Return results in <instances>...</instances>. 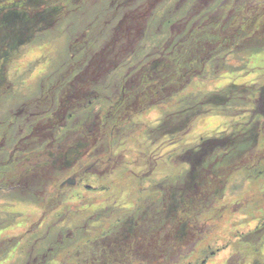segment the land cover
<instances>
[{
  "label": "rangeland",
  "instance_id": "rangeland-1",
  "mask_svg": "<svg viewBox=\"0 0 264 264\" xmlns=\"http://www.w3.org/2000/svg\"><path fill=\"white\" fill-rule=\"evenodd\" d=\"M9 1L10 5L14 4L17 6L16 8L18 11L21 10L26 12L27 16L30 17L32 24L29 25L31 27L30 29L23 30V36L19 33L14 34L13 30L9 29H6L8 35L3 33L0 36V41H3L0 44V77H2V79L0 78V121L9 119L10 110L16 112V108H18L17 112H19L20 110L27 108L28 111L33 112L36 109H42L41 105L43 102H45L44 108L48 113L51 108L57 112L59 111L58 106L56 103H53L52 98L47 101L44 100L43 102L40 98H43V95L49 93L48 90L54 82L57 84L61 82L59 85L61 87L63 101L65 98L73 99L75 97L74 93L79 94L80 92L74 91L73 87L64 85L63 82L67 81L70 83L73 80H77L78 82L79 80L83 82L91 81L92 78L90 77L95 64L90 60L86 67L87 70L84 69L83 72H77L72 68L68 69L67 66L59 70L61 65L58 60L64 58L69 59L70 57V54L64 56V50L68 38L56 34L63 31L67 22L65 17L67 13L66 9H62L63 11H61V13L60 10L56 11L57 19L54 23L52 22V24H50L48 20L42 23L34 19V15L39 11L34 0ZM79 1H82L81 5L82 8L85 9V13H90L89 19H85L87 22L86 26L91 25V31H97V34L90 38V40L94 42H99L103 37L108 38L110 34L109 31H104L102 29L97 30V25L101 21L109 20L111 14L116 15L118 10L127 6L128 1H132V4L138 3V5H140V10L136 11V15L128 13L127 16L130 19L129 21L124 22L121 28L126 34L128 31H132V34H134V32L137 31L138 24H143V19L146 18L147 14L151 11H156L153 15L156 20H161L162 13L166 16L172 14L169 21L175 23L174 19H176L177 14L178 16H183L185 14H187L188 17L195 16L197 15L195 12L201 11L205 8L204 6L210 2V0H198V2H194L195 0L189 2H187L188 0H128L127 2H122V0ZM260 1L264 3V0ZM76 2L77 0H72L68 3L73 4ZM211 2H215L214 5L224 4L223 7L225 10L230 9L234 3L237 5L240 4L241 8H243L245 3L242 0H211ZM55 3L58 4V2ZM24 5H30V7L23 8ZM65 5L60 4L63 8H65ZM81 5L80 2H77L73 6V9L77 10ZM155 5L156 7L154 8ZM191 6L193 8H191ZM129 11L130 9L126 12ZM45 17L46 16H43V18ZM166 19L167 17H165V21ZM196 19L197 24L195 25V28L197 29H199L200 24L204 26L200 28H206L211 22L208 21L206 23L199 20L201 19L200 16ZM51 20L53 21V19ZM112 20L115 22L118 21L119 18H114ZM189 22L190 21L188 20L186 24L188 25ZM186 24L182 23L181 25L177 24L174 26L176 28L179 26L184 28L178 33L179 35L185 34L187 30ZM153 25L157 32L158 26L155 21L153 22ZM77 27L78 26L72 25L70 31L74 33L78 32L79 27ZM162 27H164V29L167 28L168 31L172 29L170 23ZM159 30L161 31V35L159 38H156L157 45L165 43L168 34L167 32L164 34V37H162L163 31L160 28L158 31ZM173 31L174 30H172V32ZM213 31L214 30H212V32ZM152 33H154V31ZM87 34L88 33L84 34L83 38H81L82 42L83 40H88L86 39ZM187 34L189 35V32ZM187 34L185 35L186 37H180L178 39L179 46H186L188 43ZM10 35L11 37H9ZM21 41L22 43L19 44ZM117 48L118 46L116 49ZM245 48H249L251 51L245 50ZM263 50V46L258 47V45H252L250 43L247 46L244 45L243 49L235 50L232 57L230 55V59L225 63V67L227 68L229 66L232 70L229 69L227 71L223 69V71H218L212 78L195 77L191 82L189 80L187 82V78L183 77L184 79L180 80V87L176 91L173 90L171 93H161L163 88L161 89V92L158 93L157 90H154L157 89L156 87H154V89L147 88L145 91H140V94H143L146 97L148 96L152 101L147 103L144 100H141L139 102L141 103L140 107L137 105L138 108L126 117L120 116L114 119L105 116L103 122H107L108 125L115 120H122L121 122L125 124H123L121 128L118 127L119 130L113 131V133L110 132V129L106 128L107 130L104 131L103 134L105 135L106 132L110 133H107L105 137L102 136L99 138L98 136L101 134V130L97 128V132L93 135V139L94 136L95 139L97 138L95 140L96 142L93 144H86V146L82 149L80 148L78 153H74V155L72 153L74 149H72V143H79L83 139V137L79 136L77 133L72 137L68 134L61 135V137L56 135L55 139L44 137V135L41 134L37 140L33 139V134H36V132H34V127L38 123L37 120L39 117L33 122L34 126L28 127L27 131L20 128L19 133L14 132L13 135L9 134L7 137L8 140H6L5 143L0 144V162L3 158L7 160L8 152L12 150L13 146L28 150L32 148L35 152H39L36 154L40 156L44 155V152H48L46 149L51 150L48 148L53 145L51 148L55 147V149H58V153L64 154L58 156L60 159L57 161L58 165L53 167L55 168V174L54 171H52L49 176L44 173L36 176H24L22 174L26 177V182L21 183L19 186L14 185V178L12 177H8L10 180L6 181L4 169L0 166V210L9 214L4 215L0 213V256H3V250H5V255L7 257L6 260L0 257V264H6L5 261L7 260V264H32L34 261H37L34 264H55L54 260L53 262H50L49 259L55 257L57 253L61 256H66L71 252L77 253V249L80 248L78 245L69 247V243L65 242L66 240L64 239L60 242L56 241L59 237H55V239L51 238V233L48 231V228L54 225V223L58 221V218L62 217L69 210L70 217L67 218L68 221L83 225L87 223L89 219L88 216L91 215V217H96L102 214L103 222H108L113 230L119 232L120 230H124V225L130 223V221L128 220V222L124 224L127 220L119 222L117 219H132L137 215L136 210L139 207H146V202H155L159 199L161 203V205L158 203L160 205L159 210H162L161 207L164 208V206H167L170 201L171 191L181 190L184 177L190 171L189 165L186 164L184 160L182 161V159H180V155L183 154V151L188 147L194 146V144H199L204 138H213L217 136L218 133L227 131L231 125L235 124L237 120L240 119L238 118V113H236L237 116L233 117L232 115H229L232 114L230 111L223 112L215 109L211 114L199 116V118L197 117L196 119L193 118L192 121H194V123L190 132L186 135H179V133H174V123H176V120L172 114L176 112L175 110L179 107H186L187 104H194L199 108L203 107L198 105V102H200L203 97L212 94L216 90H222L229 84H246L257 82L259 80L264 81ZM179 53H181V49ZM209 70L212 71L211 67L206 68V75L212 76V72L208 74ZM48 78L50 79L48 82L42 83ZM41 79L42 90L38 87L40 86L38 82H40ZM125 81L127 83V80ZM144 85L147 87L149 84L145 83ZM94 86L95 88L96 86L99 88L98 95L101 98L108 97L111 87L104 79H101L100 81L98 80ZM141 90H143V88ZM126 93L128 94V92ZM129 95H131V93ZM135 98L136 95L132 94L131 96L126 97L124 102H132ZM66 103L67 101L64 102L65 105ZM108 108H110L108 104L104 107L97 105L98 116L103 118L101 110ZM88 109L89 108L84 107V110L88 111V114L86 113L88 119H91L92 116H95V113H93L94 110H92V108L91 110ZM73 110L78 112L76 109ZM68 112L69 109H64L61 116H63V114H68ZM117 124H119V122L116 123V125ZM7 132L8 130L0 134V136L2 135L0 137V142L4 140ZM14 153L18 154L19 151ZM117 153H120L121 157L117 156ZM63 155H71V159L68 157L67 160ZM87 156L92 157L93 159L96 157L99 159V164L93 163L88 166L89 163H86L85 166L88 167L84 170H80L82 173H79L78 178L77 174H75L76 176L72 180L74 183H60L58 181L55 182L50 180L54 178L52 175L56 178L61 174L58 167L62 165L64 166L63 173L68 167H72L74 164H76V170L78 171L82 167L81 162ZM114 160L115 162H120V164L115 165L113 162ZM19 162H21V159ZM128 163H133V166H128ZM12 166L15 167V165H11V168H8L6 172L10 169L14 170ZM113 168L114 170H112ZM239 179L241 178L239 177ZM107 181L110 182L107 183V185H104ZM127 183H129V185H127ZM100 186H103L104 191L101 190ZM257 190L258 186L253 184L241 187L240 192H234L240 193L238 196L240 200L239 207L232 206L231 202H229L228 212H223L219 219H217V216L215 215V218L211 217L213 218L211 220L208 218L207 221H199V224H201V226H199L200 229L205 231V240L198 241L197 238L200 237L197 236V238H195L194 235L191 237L187 235V241L190 240V242L187 243L188 251L186 250V253L194 251L190 260L199 262L210 248L216 249L220 244L226 242L227 239H231L230 236L232 231L236 232L237 230H244V232H246L256 226L258 223L257 220L254 219L251 221L249 218L245 220L244 214L248 216L249 214L243 210L244 214L242 212L238 213V210H240L241 206H244L246 200L251 203V201L255 199V193ZM142 192H144V194H142ZM75 195L83 196L84 198H87V200L94 201L92 202L94 205L89 206V201H87L88 205L82 207L80 200L73 197ZM137 197L141 200L138 201ZM120 205L127 206L128 208L131 207L128 210V214L121 212L119 215H115L116 210H120ZM53 206H57L55 208L56 211L47 215L45 209L50 210ZM104 208H108V210L105 209V212ZM140 209L142 210L143 207ZM230 210L231 212H229ZM13 211L15 213H12ZM111 211L114 213L113 217L109 216ZM153 212L160 214L158 211ZM43 218L44 223L40 221ZM115 219L117 222L114 223ZM162 219L163 217L153 219L151 223L145 226L149 229L156 228L158 220L162 222ZM132 220L135 221L134 219ZM35 222L42 224H37L34 229ZM136 224L140 225L139 223ZM161 224L162 223H160V226L165 225ZM88 225L89 229L94 233L96 231H104L100 224L95 226V228L91 224H87V226ZM39 226L41 227L39 228ZM67 226H70V224ZM168 228L174 229V226L169 224ZM44 229L47 231L45 235H48V241L44 240V243H38V239L35 238V240L34 237L42 234ZM32 230L36 231L29 233L22 238L23 234L32 232ZM138 233L139 232L136 234ZM12 236H17L18 238L15 239V237ZM61 238L66 237L64 236ZM6 240L12 241L5 243ZM99 240H101L102 243L105 241L104 237L99 238ZM135 240L143 241V239L139 237ZM196 240L198 242H196ZM49 244L51 245L45 250L46 246ZM116 245L117 244H112L108 246V248L116 247ZM95 246L97 248L101 247L98 243ZM63 251H67L68 253L65 254ZM152 252L153 250L151 251V254ZM169 253L174 256L172 251H169L166 256H168ZM231 253L232 249L230 248L224 250L221 249L220 252H214L212 258L207 260L206 264H228ZM41 254H44V256L38 258L37 255ZM234 258L239 259L238 256ZM147 259L148 264H170L168 262L159 263L157 262V259H154V256L151 257V255H147ZM177 260H179L178 257L171 261L177 262ZM235 262L238 261L235 260ZM124 264L128 263L125 262ZM133 264L140 263L133 262Z\"/></svg>",
  "mask_w": 264,
  "mask_h": 264
},
{
  "label": "trees",
  "instance_id": "trees-1",
  "mask_svg": "<svg viewBox=\"0 0 264 264\" xmlns=\"http://www.w3.org/2000/svg\"><path fill=\"white\" fill-rule=\"evenodd\" d=\"M127 1L128 0H122V2ZM189 1L191 0H188L187 2ZM242 1L246 3V5L244 3L243 8H241L240 4L237 5L234 3L230 9L225 10L223 7L224 4L214 5L216 1L211 2L210 0L209 4L204 6V9L195 12L201 17L199 20L206 23L211 21L209 26L206 28H200L204 27L200 24L199 29H191V22H189L188 25L186 24L187 30L183 35H179L178 33L176 35L177 29H175V32H172V29L168 31L167 28L164 29V27H162L169 23L170 26L174 24L172 21H169L172 14L166 16L162 13L161 20H156L153 17L156 11L153 12L148 16L149 19L146 18L148 21L145 19L146 22L143 27L141 26L143 28L142 33H137L135 35L136 31L134 37H132L133 41L130 45L132 46L130 54L132 58H128L129 55H126L127 58H125L127 61H144L142 62L143 64L139 63V65L124 69H113L106 72L107 74L104 73V70L102 71L101 79H104L111 87L108 97H97L99 88H97V86L95 88L94 85L96 84V81L93 80V75H91L90 78H92V80L86 81L87 85L82 89V91H86L85 95L82 92L83 97L80 96V93H74L75 97L73 99L65 98L64 101L60 103V107L59 101L56 99L59 111L52 116L53 118L51 121L56 124L57 127H61V124H66L65 120H63V116H61L63 110L69 109L70 113L71 111H74L71 119H68L67 127H63L62 129L66 134L70 135V137L75 136L76 133L83 137L81 142L72 143V149L74 148L72 151L73 155L74 153H78V150L80 148L82 149L86 144H93L96 142L95 140L97 138L95 139L94 136L93 139V135L97 132V128L101 130V134H99V136L97 134L99 138L102 136L105 137L107 133L118 131V127L121 128V126L125 124L121 122L122 120H115L108 125L107 122H103L105 116L114 119L120 116L126 117L138 108L137 105L140 107L141 103L139 102L141 100H144L147 103L152 101L148 96L146 97L145 95L140 94V91H145L147 88L154 89V87H156L157 89L154 90H157L158 93L161 92L162 88L161 93H171L173 90L176 91L180 87V80L184 79L183 77L187 78V80L185 79L187 82L188 80L191 82L195 77L212 78L218 71H223V69L227 70V68L232 70L229 66L226 68L225 63L230 59L229 56L234 54L235 50L243 49L244 45L247 46L250 43L252 45H258V47H264V3L260 0ZM34 2L39 9L34 15V19L38 21L48 20L50 24H52V22L54 23L57 19L56 11L60 10V13L63 11V6H60V4H66L64 9L67 10L65 15L67 22L64 29L67 30L71 27L69 19L73 17V6L77 2H80V4L82 3V1L79 0L73 4H69L67 0H34ZM55 2H58V4ZM194 2H198V0H195ZM16 7L17 6L14 4L10 5L9 0H0V12H3L5 17V20H2L0 23V36L3 33L8 35L6 29L13 30L14 34L19 33L23 36V30H28V25L32 24L27 13L21 10L18 11ZM27 7H30V5L23 6V8ZM191 8L193 7L191 6ZM128 9H130V13L136 15V11L140 10V5H138V3L132 4V1H128L127 6L118 10L116 15H114V18H120ZM197 15H195L192 20L195 25L197 24ZM43 16L46 17L43 18ZM89 16L90 13H86L87 19H89ZM165 17H167L166 21ZM51 19H53V21ZM126 20L129 21L128 18ZM174 20L175 23H177V21L186 23L188 21V15L185 14L183 16H178L177 14V17ZM154 21L157 23L158 29L160 28L163 31L162 37L168 32L165 43H162L161 45H157L156 39L161 35V31H158V29V33L155 31L153 25ZM113 22L112 19L101 21L97 25V30L102 29L111 32V30L113 31V26L118 23V21ZM122 23L120 22L119 28L122 26ZM91 29V25H82L81 29H78V31L85 34L88 33L86 35V39L88 40H85V42L88 44L89 48L91 47L94 50L98 48L102 55V47L108 39L103 37L99 40L98 45H95L90 38L94 37L95 34H97V31L93 32ZM212 30L214 31L212 32ZM153 31L154 33H152ZM188 32L189 35L187 34ZM56 34L61 35L63 34V31ZM186 34L188 36V43L186 46L181 47L178 45V39L180 37H186ZM9 37H11V35ZM2 42L0 41V44ZM180 49L181 53H179ZM245 50L251 51L249 48H245ZM65 55L67 54L65 53ZM207 67H211L212 71L209 70L208 74L212 72V76L206 75ZM0 78L2 79V77ZM48 80L50 79H45V81L42 82L41 79L39 82L40 86L38 87L41 88L42 83L48 82ZM125 80H127V83ZM145 83L149 85L145 87ZM59 84L54 82L48 90L49 93L47 92L48 94H45L42 96L43 98H40L42 99L41 101H47L52 98L53 103H55V89H53V87L60 86ZM63 84L73 87L74 91L80 92V86L77 80H73L70 83L64 81ZM142 88L143 90H141ZM40 90H42V88ZM52 92L54 93L52 94ZM126 92H128V94ZM130 93L131 95H136V98L132 102L125 103L124 100L126 97L131 96L129 95ZM65 101H67L66 105L64 104ZM43 103L41 107L42 111H45L43 110L45 102ZM198 103V105L203 107L199 108L197 105L187 104L186 107H179L175 110L176 112L172 114L176 120V123H174V133H179V135L188 134L193 127V118L196 119L197 117L199 118V116L211 114L215 109L223 112L230 111L232 114L229 115H232L233 117L237 116L236 113H238V118L240 119H238L235 124L231 125L227 131L218 133L219 135L217 134V136L213 138H204L199 144H194V146L186 148V150L183 151V154L180 155V159H182V161L184 160V162L189 165L190 171L184 177L181 190L171 191L169 204L164 206V208L161 207L162 210H159L161 205L159 199L155 202H146V207L141 206L143 207V211L140 210L141 207H139L136 210L137 215L132 218L135 221L129 219L130 223L127 224L128 226L135 225L137 223L136 221H138L140 225H138L139 227L137 231H133L132 235H128L129 228L120 230V234L112 237L113 240H110L109 244H117V246H119L122 242L126 243L131 240L135 242L138 248L141 246V252H145L146 257L147 255H151V257L154 256V259H157V262L159 263L206 264L207 260L212 258L214 252H220L221 249L224 250L230 248L232 249V253L228 264H264V81L259 80L257 82L246 84H229L224 87V89L216 90L212 94L203 97ZM106 104H108L110 108L101 110V114L103 115L102 118L97 114V105L104 107ZM84 107L89 108L88 110H91V108L94 110L93 113H95V116L91 117L92 120L88 119V115H86V113L88 114V111L84 110ZM73 109L78 110V112ZM118 122L119 124L116 125ZM2 124V121H0V134L3 132ZM106 128L111 131L106 132L104 135L103 132L107 130ZM14 132H16L15 129H13V133ZM46 151L48 152H44V155L40 156L37 154L30 155L29 157L24 156L28 163L16 166L14 170L10 169L8 172L6 171L9 167H6V160L3 158L0 162V166L4 169L6 181L10 180L8 177H12L14 178V185L16 186L24 183L23 175L36 176L44 173L49 176L52 171L55 170L53 167L58 165L56 159L59 158V155L64 153H58V149H55V147L51 148V150L46 149ZM21 154H19V160H22L23 154ZM54 155L56 156V159L52 160L51 163H48V158ZM63 156L67 160L68 157L71 159V155ZM117 156L121 157L120 153H117ZM72 157L75 158L74 156ZM34 158H36V160L31 166ZM40 160L43 161L41 162ZM113 162L115 165L120 164V162H115V160ZM29 164L32 168L30 167L31 169L24 170ZM128 166H133V163H128ZM63 168L64 166L62 165L58 167V170L62 172ZM112 170H114V168ZM21 177L22 179L20 181ZM239 177L241 179H239ZM109 182L110 181L105 182L104 185H107ZM251 184L258 186V190L255 193V199H253L251 203L246 200L244 206H241L240 210H238V213H243V211L248 213L249 216L243 213L245 216L244 219L246 220L249 218L251 221L254 219L257 220L258 223L256 226L246 232H244V230H237L236 232L232 231L230 236L231 239H227L226 242L220 244L216 249L210 248L199 262L190 260L194 251H190L191 253L188 252L189 254L186 253V250L188 251L187 243L190 242V240L187 241V235L190 237L194 235L195 238H197V236L200 237L197 238L198 241L205 240V231L200 229L199 226H201V224H199V221H207L208 218L211 220L215 218V215L217 216V219H219L223 212H228L229 202H231L232 206L239 207L240 200L238 196L240 193L234 192H240L241 187H246ZM127 185H129V183H127ZM100 187L101 190L104 191L103 186ZM142 194H144V192H142ZM137 198L138 201L141 200L139 197ZM87 201H89V203L92 202L86 200L81 201L80 203H87ZM56 207L53 206L50 210L45 209V213L47 215L53 213L56 211ZM108 208H104V211L105 209L108 210ZM120 210V212L116 210L115 215H119L121 212L128 214L129 209L127 206L120 205ZM153 211H158L160 214L154 213ZM69 212L70 210L62 217L58 218V221L54 223V225L51 223L52 226L48 228V231L51 233V238L55 239V237H59L56 241L60 242L64 239L66 240L65 242H68L70 245H77L84 242L83 240L88 233H94L89 229V225L87 226V224L97 226L101 219H103L102 214L96 217L90 216L91 218L88 217L89 219L87 223L81 225L79 223L68 221L67 218L70 217ZM229 212H231V210ZM0 213L9 215L1 210ZM113 214L114 213L111 211L109 216L113 217ZM162 217V222L158 220L156 228L149 229L145 226L151 223L153 219H159ZM117 220L122 222L127 220L124 224L128 222V219L123 218ZM117 220L115 219L114 223L117 222ZM40 221L44 223V218ZM105 223L107 227H101L104 229L103 234L109 229L112 234L117 232L110 227L108 222L105 221ZM160 223L165 225L160 226ZM37 224L39 223H34V229ZM68 224H70V226H67ZM169 224L173 225L174 229L168 228ZM40 227L41 226H39V228ZM34 231L36 230L23 234V238ZM46 232V229H44L43 233L34 237V239H38V243H44V240L48 241V235H45ZM137 232L139 233L136 234ZM64 236L66 238H61ZM14 237L15 239L18 238L17 236ZM138 237L142 238L143 241H136L135 239H138ZM197 240L196 242H198ZM5 243L8 242L6 241ZM97 243L98 245H101V249L104 245L108 246V242L103 244L101 240ZM50 245L51 244L47 245L45 250ZM166 245L168 249L166 248ZM152 250L153 252L151 254ZM3 251V256L0 257L5 260L7 257L5 255V250ZM169 251H172L174 256H172L171 253L166 256ZM43 256L44 254L37 255L38 258ZM237 256L239 259L234 258ZM177 257L179 258L177 262L171 261L172 259L175 260ZM135 260L136 261L133 262L148 264L147 258L144 259V262L137 259ZM235 260L238 262H235ZM35 262L37 261L32 262V264Z\"/></svg>",
  "mask_w": 264,
  "mask_h": 264
},
{
  "label": "flooded vegetation",
  "instance_id": "flooded-vegetation-1",
  "mask_svg": "<svg viewBox=\"0 0 264 264\" xmlns=\"http://www.w3.org/2000/svg\"><path fill=\"white\" fill-rule=\"evenodd\" d=\"M70 1H72V0H67V2H70ZM156 5L154 6V8L156 7ZM63 10H64V8H63ZM84 10L85 9L82 8V5L79 8H77V10H74L73 17L69 19L70 26H72V25L78 26L79 29H81L82 25L86 26L87 22L85 19H87V18H86V13ZM130 12L131 11L123 13V15L119 18L118 23L115 26H113V31L111 30L109 37L107 38L108 39L107 42L104 43V45L102 47V50H103L102 55H101V52L99 51L98 48L96 50L92 49L91 47L89 48L88 44L84 40H83V42L81 41V38H83L85 33H82L81 31L72 33V32H70L69 28H68V30L63 29L62 37L68 38L66 41L67 44L65 46V53L70 54V57H69V59L64 58V59L58 60L59 64L61 65L59 67L60 68L59 70L63 69L65 66H67L68 69L72 68L73 70H75L77 72H83L84 69L87 70L86 67L88 65V62L90 60H92L93 63L95 64L94 69H92L93 80H95L97 82L98 80L99 81L101 80L103 70H104V73H106V72L113 70V69H124V68L133 67L135 65H139V63L143 64L142 62H144V61H138V60L127 61V60H125V58H127L126 55H129L128 58H132V56L130 55L131 50H132V46H130V45L132 44V41H133L132 37H134V34H132V31H128L126 34L121 28H122L124 22L127 21L126 19L127 18L130 19L127 16L128 13H130ZM152 13H153L152 11L150 13H148L146 18L149 19L148 16H150ZM143 16H141V17H143ZM146 18L143 19L144 20L143 24L142 23L138 24L137 32L136 33L134 32L135 35L137 33H139V34L142 33V30H143L142 27L147 20ZM193 18H194V16L188 17V20L191 22V25H190L191 29L195 28V23L192 22ZM110 19H114V15H111ZM2 20H5V17H4V13L0 12V23L2 22ZM122 21H123V23H122ZM39 22L44 23L43 20H40ZM120 22L122 23V26L119 28ZM182 23H183L182 21H177V23L172 24L170 27H172V30H174L173 32H175V29H178L176 31V33H180L181 30H183L184 28H182L180 26L176 28L174 26H176L177 24L181 25ZM186 23H184V24H186ZM28 27H29V29L31 28L29 25H28ZM92 42L95 43V45H98V43H99V42H94V41H92ZM117 46H118V48L116 49ZM68 48H69V50H68ZM64 56H66V55H64ZM102 68H104V69H102ZM85 85H86V81L83 82V81L79 80L80 96H82V97H83L82 92L84 93V95L86 94V91H82V89L84 87H86ZM53 89H55V94H54L55 103H56V99H58L59 107H60V103L63 102V98L61 95V87L55 86V87H53ZM53 93L54 92H52V94ZM97 97H100V96L97 94ZM45 99H46V97H45ZM43 110H45V108ZM49 110H50L49 113L47 110L42 111V109H39V110L36 109L33 112L28 111L27 108H24V109L20 110L19 112H17L18 108H16V112L10 110L9 111V113H10L9 119H5L4 121H2L3 132H5L6 130H8V132L6 133L4 140H2V142H0V143H5V141L8 140L7 139L8 135L14 134L13 129L16 130V133L17 132L19 133L20 128H23L24 130L27 131L28 127H30V126L33 127L34 126L33 122H35L38 117H39L37 120L38 123L34 127V132H36V134H33L34 140H37L41 134H43L44 137H49V138L51 137L53 139H55L56 135L58 137H61V135L66 134V132L63 131L62 128L67 127V123L69 121L68 119L69 118L71 119L74 111H71V113L68 112V114H63V120H65L66 124H61V127L60 126L57 127L56 124H54L51 121V119L53 118L52 116H54L56 111H54L53 108H51ZM32 116H33V118H32ZM52 146H50L48 149H51ZM18 151L21 152L23 155L21 153H18V154L14 153V152H18ZM36 153H39V152H35L32 148H30L28 150V149H21L18 146L17 147L13 146L12 150L10 152H8V158L6 160V167L11 168L10 167L11 165H15V167H16V166H19V165L24 164V163L26 164L28 162H27V159L24 158V156L29 157L30 155H33ZM19 154L22 155L21 162H19ZM54 159H56L55 155L48 158L47 162L51 163V161ZM35 160H36V158H34L32 160L31 166L34 164ZM58 160H60V159L57 158L56 163ZM98 162H99V159H97L96 157L93 159L92 157L87 156L81 162L82 167L78 171L76 170V164H74L72 167H68L64 173H63L64 170H62L61 174L59 176H57L56 178H55V176L52 175V177L55 178V179L53 178L52 180L58 181L60 183L61 182H64V183H69V182L71 183L72 182V183H74V181H72V180L75 178V176H76L75 174H77V178H78L79 173H82L80 170H84L86 167H88L90 164H93V163L99 164ZM86 163H89L88 166H85ZM31 166H30V164L27 165L24 170L31 169L32 168ZM15 167H13V169ZM54 174H55V171H54ZM24 176H29V175H24ZM24 176H22L23 181L26 182V177H24ZM22 177L20 178V181H21ZM60 177H61V179H60ZM16 186H19V184ZM73 197H75V199H77V200L79 199L80 202L87 200V198H84L83 196L75 195ZM92 202H94V201H92ZM92 202L89 203V206L94 205V204H92ZM86 205H88V204L82 203V207H84ZM130 208L131 207H129L128 209H130ZM90 216H88V217H90ZM103 221L104 220L101 219L100 223H98V224H100L101 227L105 228V227H107V225ZM137 223H139V222H137ZM93 227L95 228V226H93ZM138 227H139L138 224L131 225L129 227L127 225L124 226V228H129V232H128L129 234L128 235H132L133 231H137ZM140 229H142V228H140ZM109 230H107V232L105 234H103V231L102 232L96 231L93 234L88 233L86 238L83 240L84 242L77 244L80 247L79 249H77V253H75V252L68 253L67 251H63L65 254L66 253H68V254L66 256H61L59 253L56 252L57 254L55 255V257H53L52 259H49V261L53 262V260H54L55 264L56 263H58V264H124L125 262H127L128 264H133V261H136L135 259L141 260V262H144V259L147 258L145 256L146 253L141 252V249H140L141 246L138 248L137 245L135 244V242H133L131 240L129 242H126V243L122 242L119 246L116 245V247L108 248V246L110 245L109 241L113 240L112 237L120 234L119 232L112 234V232ZM12 237H14V236H12ZM102 237H104V240H105L103 244L108 242V244H107L108 246H104V247H102V249H101V247L97 248L95 245L97 244V242H99V238H102ZM11 241L8 240V243ZM77 245H70L69 244V247H73V246H77ZM27 264H30V263H27Z\"/></svg>",
  "mask_w": 264,
  "mask_h": 264
}]
</instances>
